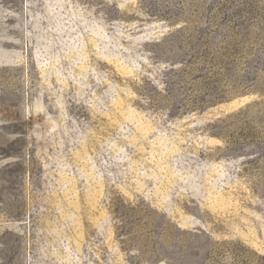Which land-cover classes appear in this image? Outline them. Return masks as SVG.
I'll use <instances>...</instances> for the list:
<instances>
[{
  "label": "rangeland",
  "instance_id": "rangeland-1",
  "mask_svg": "<svg viewBox=\"0 0 264 264\" xmlns=\"http://www.w3.org/2000/svg\"><path fill=\"white\" fill-rule=\"evenodd\" d=\"M0 264H264V0H0Z\"/></svg>",
  "mask_w": 264,
  "mask_h": 264
}]
</instances>
